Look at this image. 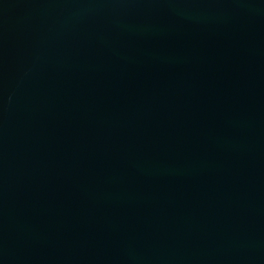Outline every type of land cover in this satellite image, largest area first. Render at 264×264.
<instances>
[{
  "label": "water",
  "instance_id": "obj_1",
  "mask_svg": "<svg viewBox=\"0 0 264 264\" xmlns=\"http://www.w3.org/2000/svg\"><path fill=\"white\" fill-rule=\"evenodd\" d=\"M0 264H264V0H0Z\"/></svg>",
  "mask_w": 264,
  "mask_h": 264
}]
</instances>
